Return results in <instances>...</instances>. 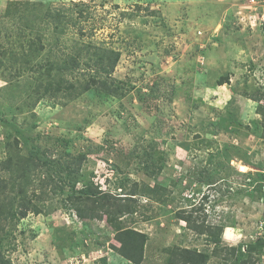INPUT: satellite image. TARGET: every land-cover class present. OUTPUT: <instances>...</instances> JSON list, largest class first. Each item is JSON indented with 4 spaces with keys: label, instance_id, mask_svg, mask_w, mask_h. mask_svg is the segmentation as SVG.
Returning <instances> with one entry per match:
<instances>
[{
    "label": "rangeland",
    "instance_id": "rangeland-1",
    "mask_svg": "<svg viewBox=\"0 0 264 264\" xmlns=\"http://www.w3.org/2000/svg\"><path fill=\"white\" fill-rule=\"evenodd\" d=\"M69 7L82 14L56 37L46 13ZM28 38H42L44 49ZM98 47L120 52L119 93L92 86L75 96L68 83L87 77ZM57 60L70 70L49 74ZM259 104L264 0H0V160L17 152L40 160L31 188L40 211L16 221L6 256L13 264H135L114 248L105 216H80L69 200L86 182L122 195L140 185L122 220L147 235L140 264H171L169 247L212 254L181 218L190 212L222 224L224 245L264 237ZM81 155L73 189L68 162ZM255 257L264 264V248ZM208 264L225 260L211 255Z\"/></svg>",
    "mask_w": 264,
    "mask_h": 264
},
{
    "label": "trees",
    "instance_id": "trees-1",
    "mask_svg": "<svg viewBox=\"0 0 264 264\" xmlns=\"http://www.w3.org/2000/svg\"><path fill=\"white\" fill-rule=\"evenodd\" d=\"M80 4L72 5L78 7ZM74 13L79 15L82 14V11H77L72 7H69L68 13L62 8L47 11L46 18L53 25V32L55 35L57 34L56 37L64 34L67 24L69 28V24L72 22L77 23L74 21L77 19L74 17ZM80 31L82 32L83 28ZM28 39L32 45H38V49H44L45 44L41 41L42 38H39L38 43L32 38ZM86 45H90L91 48L94 44L88 42ZM95 54L99 56L95 60L97 63L89 65L85 69L88 73H82V76L87 77L82 79L80 85L77 87L74 81L68 83L69 90L71 88L76 90L75 96H79L92 86H96L110 94L116 95L119 93L121 82L113 77V71L119 61L120 52L110 47H98ZM74 64H76V60H74ZM77 65H75V68ZM66 66H68V61L63 63L59 60L53 61L47 71L51 74L54 69L62 72L65 68L70 70ZM77 80L81 81L79 78ZM220 83L223 82L220 81ZM257 112L264 122V105L259 104ZM83 157L81 155L79 160L74 159L68 162V176L73 189H76L80 184L79 180L82 173L79 170ZM39 166L40 160L33 152L28 155L17 152L14 155H8L4 160H0V264H13L5 254V246L10 244L9 240L13 236L16 221L27 215L29 211H40V206L33 200V195H36L35 190L31 189L37 182L36 175ZM53 168V165L50 164L49 170ZM45 176L47 177L40 181L41 187L49 184L50 171ZM79 187L80 197L77 199L70 197L69 199L72 204L76 205L77 213L88 218L105 216L107 222L116 230L115 238L119 246H114V248L129 261L140 264L144 259L147 235L139 230L122 225L123 217L135 211V206L131 201L139 194L140 185L135 183L131 187L132 191L123 195L104 191L101 187H95L88 182L80 184ZM85 206L88 208H85ZM192 210L196 209L193 208ZM98 212H101L102 215H98ZM181 218L186 221L188 228L208 238V241L213 244L211 255L223 257L225 264H259V257H255V255L260 256L264 248V237H258L252 243L241 245L243 247L224 245L222 240L224 226L222 224L208 222L205 220V216L200 220L198 217H194L192 212L182 214ZM167 251L170 253L169 262L171 264H208L211 257L210 253L188 247H169Z\"/></svg>",
    "mask_w": 264,
    "mask_h": 264
},
{
    "label": "built area",
    "instance_id": "built-area-1",
    "mask_svg": "<svg viewBox=\"0 0 264 264\" xmlns=\"http://www.w3.org/2000/svg\"><path fill=\"white\" fill-rule=\"evenodd\" d=\"M239 168H240V172H249V170H252V168L244 164H241Z\"/></svg>",
    "mask_w": 264,
    "mask_h": 264
}]
</instances>
